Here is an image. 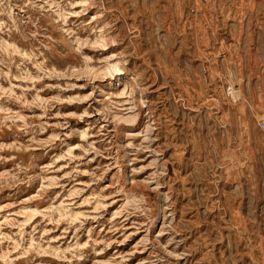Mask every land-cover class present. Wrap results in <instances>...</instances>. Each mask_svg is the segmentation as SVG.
I'll return each instance as SVG.
<instances>
[{"label":"rangeland","instance_id":"rangeland-1","mask_svg":"<svg viewBox=\"0 0 264 264\" xmlns=\"http://www.w3.org/2000/svg\"><path fill=\"white\" fill-rule=\"evenodd\" d=\"M263 124L264 0H0V264H264Z\"/></svg>","mask_w":264,"mask_h":264},{"label":"bare ground","instance_id":"bare-ground-1","mask_svg":"<svg viewBox=\"0 0 264 264\" xmlns=\"http://www.w3.org/2000/svg\"><path fill=\"white\" fill-rule=\"evenodd\" d=\"M231 94L234 96H239V90H232Z\"/></svg>","mask_w":264,"mask_h":264},{"label":"built area","instance_id":"built-area-1","mask_svg":"<svg viewBox=\"0 0 264 264\" xmlns=\"http://www.w3.org/2000/svg\"><path fill=\"white\" fill-rule=\"evenodd\" d=\"M263 128H264V124H263Z\"/></svg>","mask_w":264,"mask_h":264}]
</instances>
